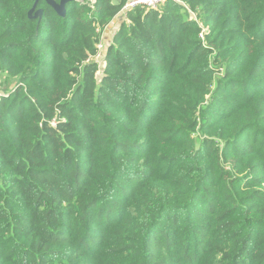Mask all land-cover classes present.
Masks as SVG:
<instances>
[{
	"label": "trees",
	"instance_id": "trees-1",
	"mask_svg": "<svg viewBox=\"0 0 264 264\" xmlns=\"http://www.w3.org/2000/svg\"><path fill=\"white\" fill-rule=\"evenodd\" d=\"M126 1L0 0V264H264V0L137 6L100 69Z\"/></svg>",
	"mask_w": 264,
	"mask_h": 264
},
{
	"label": "built area",
	"instance_id": "built-area-1",
	"mask_svg": "<svg viewBox=\"0 0 264 264\" xmlns=\"http://www.w3.org/2000/svg\"><path fill=\"white\" fill-rule=\"evenodd\" d=\"M120 1L121 0H117V2H120ZM167 1L177 2V0H127L126 3L124 4V6L122 7L120 13L118 14V17L120 16V17H122V18L125 19L126 13L128 11L134 9L137 6H142V7L146 8V9H149V10H151V9L156 10L160 6H162L164 3H166ZM190 17H191V19H194L195 20V16H194L193 13H190ZM205 31H206V29H205ZM101 47H102V45L99 44V46H98V53L93 58L95 61L99 58V53H100L99 50L101 49ZM1 95H2V93L0 92V96Z\"/></svg>",
	"mask_w": 264,
	"mask_h": 264
},
{
	"label": "rangeland",
	"instance_id": "rangeland-1",
	"mask_svg": "<svg viewBox=\"0 0 264 264\" xmlns=\"http://www.w3.org/2000/svg\"><path fill=\"white\" fill-rule=\"evenodd\" d=\"M122 22H124V18L119 16L118 19L116 20V22H114V25H113L115 27V29H113V31H112V28L108 30L110 32L109 33L110 35H109V37H105L107 42H104V45L105 44L107 45L108 43H110L112 41L113 36L115 35L116 31L118 30V28H119V26L121 25ZM102 36H103V34H101V37ZM104 48H105L104 46L101 47L102 50L101 49L99 50L100 51L99 58L96 60V61L99 62L100 69H102L104 67L103 62H101L102 59H103L102 57L104 56ZM14 85H15V81L14 80L8 79L6 77V75H4L3 73H0V92H3L4 94H6L14 87Z\"/></svg>",
	"mask_w": 264,
	"mask_h": 264
},
{
	"label": "water",
	"instance_id": "water-1",
	"mask_svg": "<svg viewBox=\"0 0 264 264\" xmlns=\"http://www.w3.org/2000/svg\"><path fill=\"white\" fill-rule=\"evenodd\" d=\"M75 1H78V0H60L59 3H56L54 0H45L47 5L49 7H51L55 11V13H57V15H59L61 17L65 16V6H66V4H68L70 2H75ZM37 2H38V0H36L33 8L29 11V13H28V17L29 18H33V19L41 18V16H42V11L41 10H38V11L34 12L35 7L37 5ZM112 3L114 5H117L118 2H117V0H112Z\"/></svg>",
	"mask_w": 264,
	"mask_h": 264
},
{
	"label": "crops",
	"instance_id": "crops-1",
	"mask_svg": "<svg viewBox=\"0 0 264 264\" xmlns=\"http://www.w3.org/2000/svg\"><path fill=\"white\" fill-rule=\"evenodd\" d=\"M118 19V15L114 18V20L109 24V26L103 31L104 33H102L103 34V36L101 37V45L102 46H104L105 48H104V51L107 49V47L110 45V43H108L107 45L105 44L104 45V42H107V40H106V38L105 37H109V29H111L112 28V31H113V29H115V27L113 26L114 25V22H116V20Z\"/></svg>",
	"mask_w": 264,
	"mask_h": 264
}]
</instances>
